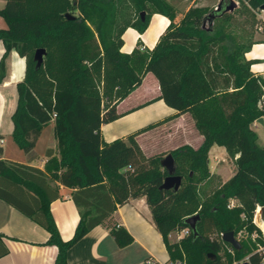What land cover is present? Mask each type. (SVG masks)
<instances>
[{"label": "trees", "instance_id": "obj_1", "mask_svg": "<svg viewBox=\"0 0 264 264\" xmlns=\"http://www.w3.org/2000/svg\"><path fill=\"white\" fill-rule=\"evenodd\" d=\"M238 1L237 11L251 14L255 22L254 11L264 0ZM210 11L191 7L175 21L169 0H6L0 8L6 22L0 28L5 47L0 82L12 50L26 61L24 78L16 84L12 138L29 155L54 120L58 152L48 148L50 159L41 169L3 158L0 146V198L49 231L45 244L57 248L54 264H68L74 244L118 206L139 197L151 209L169 252L168 264H233L247 255L259 262L251 234L260 232L253 220L257 208L264 218V145L252 124L264 118L259 104L264 76L255 75L254 60L245 57L254 42H245L251 34L236 30L230 11L218 15L211 27L204 25ZM154 13L170 19L156 45L124 52L125 30L144 32ZM39 48L45 49L41 65L35 59ZM148 72L159 83V98L177 113L105 141L103 124L122 115L117 105ZM186 112L204 140L197 148L184 144L169 152L182 182L178 189H163L168 171L161 160L167 153L147 156L136 136ZM213 145L225 147L236 172L203 196ZM60 185L74 189L71 196L80 214L68 240L51 212V203L61 196ZM184 228L188 235L169 238ZM229 231L239 248L223 239ZM240 232L246 237L238 239ZM111 234L121 247L134 240L124 226L113 227Z\"/></svg>", "mask_w": 264, "mask_h": 264}, {"label": "crops", "instance_id": "obj_2", "mask_svg": "<svg viewBox=\"0 0 264 264\" xmlns=\"http://www.w3.org/2000/svg\"><path fill=\"white\" fill-rule=\"evenodd\" d=\"M169 1L177 11L179 9L178 4L184 0ZM179 13H176L175 21H180ZM169 23L170 19L166 15L154 13L150 18L148 28L144 32L141 33L133 27H128L123 34L124 45L122 50L130 53L136 47L152 49ZM1 25L0 28L5 27ZM4 51L5 47L0 42V58ZM245 57L254 60L251 71L255 75L264 76V40H254L250 49L245 53ZM25 67V58L12 50L6 59V77L0 82V146L3 148L2 157L45 169V165L50 159V156L46 154L47 149L52 148L54 155L58 154L54 120L48 124L53 126V134L50 144L45 148L44 155L36 153L34 148L31 154H27L26 158L22 159L19 156H11L6 145L7 140L12 138V115L17 104L16 84L24 78ZM160 94L156 77L148 72L142 83L117 105V110L122 115L112 122H121L120 120L125 118L122 123L123 130L118 132L111 130L112 132L106 138L104 137L106 123L103 124L104 140L110 142L119 137H126L129 133L152 122L175 115L176 110L168 106L163 99H160ZM155 104L159 107V112L158 114L152 113L153 118H150L152 120L143 122L146 120L145 118H140L139 115L135 116L143 108ZM129 117L134 118L126 121V118ZM258 124H260L258 121L252 124L254 130ZM43 131L36 145L41 139ZM136 140L144 153L150 156L157 153L168 154L171 150L184 144L197 148L202 144L204 137L196 129L192 116L186 112L139 133ZM260 145L263 146L264 144ZM217 146L213 145L209 150L210 179L218 177L224 183L236 172V165L234 160L229 162L228 154L221 152V147ZM216 151L223 153L224 156L221 157L217 153L212 160L211 153ZM73 190V188L60 185L61 196L51 203V212L64 240L73 236L80 220L78 207L71 196ZM260 210L263 218L262 208H257L258 213ZM118 226H124L129 231L134 239L132 243L123 247L117 244L111 234V229ZM174 234V232L170 233L169 238L175 241ZM49 235L46 228L8 201L0 198V264H54L57 248L45 244ZM67 255L68 264H168L169 260V252L161 233L152 220V212L145 197L131 199L129 202L118 206L107 219L92 228L74 244ZM148 260L150 262H147Z\"/></svg>", "mask_w": 264, "mask_h": 264}, {"label": "rangeland", "instance_id": "obj_3", "mask_svg": "<svg viewBox=\"0 0 264 264\" xmlns=\"http://www.w3.org/2000/svg\"><path fill=\"white\" fill-rule=\"evenodd\" d=\"M225 1L228 2L229 0H225ZM235 1L237 2V6L234 10H232L230 12L233 13V15H234L233 17H234V24L236 25V30L240 32V31L245 29L246 32L251 34V36H248L245 39V42L254 41V40H264V10L257 9L254 11L255 22H253L254 19L252 18L251 14H249V13L241 14L237 11V9L240 8V3L238 0H235ZM5 2H6L5 0H0V8H2L5 5ZM219 2H220V0H184V1H182V3L178 4L179 9L176 11V13L180 12L179 17L181 20L183 18L184 14L191 7L207 6V7H210L211 11H212L213 9H215L217 7ZM0 24H2L3 26H6L5 20L1 16H0ZM206 25L207 26L209 25L208 21L206 22ZM146 81H147V78L145 79V83H144L145 86H146ZM158 112H159V107L155 104V105L147 106V107L143 108L142 110L137 112L135 114V116L139 115L140 118L146 119L143 122H147V121L152 120V119H150V118H153L152 113L158 114ZM134 117L126 118V121L132 120V118H134ZM120 121L121 122L117 121L115 123L114 122L106 123V131L104 132V137L107 138L112 131L118 132L120 130H123L122 129V125H123L122 123H123V121H125V118H124V120H120ZM254 128H255V131L258 135V142L260 144H264V125L260 123V124H258V126H255ZM52 134H53V126L48 125L47 127H45V129L43 131V135L35 147L36 153H38L40 155H44V151H45L46 146H48L50 144V139H51ZM6 145L8 148V152L11 156H17V157L19 156L22 159L26 158L27 154L18 146V144L13 140V138H9L7 140ZM220 147H221L220 151L224 152V154H226L227 152H226L225 147L224 146H220ZM221 152L220 153H218L217 151L212 152L211 153L212 160H213V156L217 153L220 154L221 157L224 156L223 153H221ZM228 160H229V162H231L232 159L228 158ZM221 184H222V179H220L218 177H213L212 179H209L202 187V195L206 196V195L212 194L217 188H219V186Z\"/></svg>", "mask_w": 264, "mask_h": 264}, {"label": "water", "instance_id": "obj_4", "mask_svg": "<svg viewBox=\"0 0 264 264\" xmlns=\"http://www.w3.org/2000/svg\"><path fill=\"white\" fill-rule=\"evenodd\" d=\"M236 6H237V2L235 0H229L226 4H225V0H220L217 7L205 16L204 25L208 21L209 26L211 27L214 19L218 15H221L223 12H226V11H232L236 8ZM261 9L264 10V4L261 6ZM142 15L144 17L145 13L143 12ZM44 53H45L44 48L37 49V51L35 53V59L37 60L38 65H41V63L43 61ZM258 122L261 124H264V118L263 117L259 118ZM161 164L168 171V175L166 176L161 188H163V189H170V188L178 189L181 182H182V177H181V175L175 174V159H174L173 155L171 153H168L167 155H165L163 157V159L161 160ZM258 219L260 221H262L261 220V210L258 213ZM193 228H194V226H193ZM223 239L226 242L231 243L236 248L240 247V242L235 238L233 231L226 232L223 236ZM243 264H245V263H243Z\"/></svg>", "mask_w": 264, "mask_h": 264}, {"label": "built area", "instance_id": "obj_5", "mask_svg": "<svg viewBox=\"0 0 264 264\" xmlns=\"http://www.w3.org/2000/svg\"><path fill=\"white\" fill-rule=\"evenodd\" d=\"M140 48H144V47H140ZM260 106L263 107L264 106V95L262 96V99L260 101ZM53 116H56V113L53 114ZM258 121V120H257ZM256 121V122H257ZM234 205V201H231L229 206H233ZM254 222L259 226L260 228V232H254L251 234V237L254 241L257 242V248L255 249V252H257L260 256V260L257 264H264V218L261 217L260 221L258 219V211L256 210L255 216H254ZM175 240H180L181 238H183L184 236L189 234V229L188 228H184L181 230H176L173 231ZM246 237V234H243L242 232L239 233L238 235V239L240 237ZM259 239V240H258ZM147 262H150V260H148ZM254 264L252 262V258L250 255L245 256L243 259L239 260V261H235L233 264ZM177 264H181V262H178Z\"/></svg>", "mask_w": 264, "mask_h": 264}, {"label": "flooded vegetation", "instance_id": "obj_6", "mask_svg": "<svg viewBox=\"0 0 264 264\" xmlns=\"http://www.w3.org/2000/svg\"><path fill=\"white\" fill-rule=\"evenodd\" d=\"M227 2L225 1V4H226Z\"/></svg>", "mask_w": 264, "mask_h": 264}]
</instances>
